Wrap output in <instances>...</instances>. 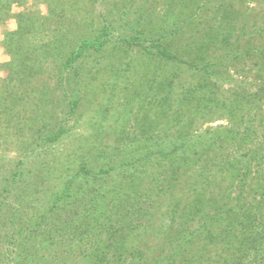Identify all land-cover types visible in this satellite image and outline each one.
Listing matches in <instances>:
<instances>
[{
	"label": "rangeland",
	"instance_id": "1",
	"mask_svg": "<svg viewBox=\"0 0 264 264\" xmlns=\"http://www.w3.org/2000/svg\"><path fill=\"white\" fill-rule=\"evenodd\" d=\"M233 24L262 42L264 0H0V264H264L222 240L264 184L257 58L211 37Z\"/></svg>",
	"mask_w": 264,
	"mask_h": 264
},
{
	"label": "trees",
	"instance_id": "2",
	"mask_svg": "<svg viewBox=\"0 0 264 264\" xmlns=\"http://www.w3.org/2000/svg\"><path fill=\"white\" fill-rule=\"evenodd\" d=\"M236 24L221 27L220 25H216L213 29V32L211 37L212 40L217 42L219 45L225 46L223 49L227 50L228 55H233L235 58H245V57H252L255 56L257 58L255 64L257 65L261 79H259V84L262 86L264 90V26L257 27L256 29V35L263 38L262 42L256 44L253 42L251 44V41H247V44L245 46V50L242 53H238V51L235 50L234 45L236 44L237 38H232L233 31L236 29ZM252 28V27H251ZM250 28V29H251ZM255 31V30H254ZM106 31H102L101 34H104ZM104 40H102L100 37L92 40H84L77 48L72 50L70 55L68 56L65 66L71 67L76 61H78L90 48L94 47L96 49H99L103 46ZM125 42H127L129 45H137L145 49L146 51H150L149 47L145 45L143 42L139 40L138 37H132L130 39H126ZM214 42V43H215ZM157 52L160 56H162L165 59L173 60V61H179L183 62L180 58H178L175 54L167 50L162 45H155ZM233 52H236L233 54ZM218 64V63H214ZM196 66V65H191ZM213 67V62H206L201 67H197L200 72L203 73V75H207L208 77L211 76L209 70V67ZM216 67V66H215ZM258 96L260 98H263L264 95H262L261 91L254 93V95ZM75 103H73L74 106ZM74 109V107H72ZM58 136V132L54 137L49 138H56ZM261 154L263 152H260ZM259 153V154H260ZM263 156V155H261ZM264 160V156H263ZM251 161V160H250ZM249 161V162H250ZM224 167V166H223ZM222 167V168H223ZM236 173V172H235ZM241 174V171L238 170L236 173L237 177H239ZM244 178L248 176L249 172L245 170V172H242ZM246 189V188H245ZM257 194H259L258 199L255 197L256 200L255 208H247L245 209L244 206H242L239 210L237 215L235 216V221L232 223L231 226H229L225 232H222L223 241L225 240L227 247L229 246L231 249V254L234 258L238 259L239 257H242L247 253L249 250H256L259 252L261 250L264 251V235L261 234V230L264 227V184L263 186L259 188V191L257 190ZM64 194H67L66 191H64ZM63 194V195H64ZM62 196V195H61ZM59 196V197H61ZM233 210V208H232ZM228 212L229 209H225L222 207V205H219L215 210V215H218L220 217V213L222 212ZM242 233H245L246 235L242 236ZM221 236V238H222ZM249 244V245H248ZM237 245H240L237 247ZM242 246V247H241ZM264 254V253H263Z\"/></svg>",
	"mask_w": 264,
	"mask_h": 264
}]
</instances>
